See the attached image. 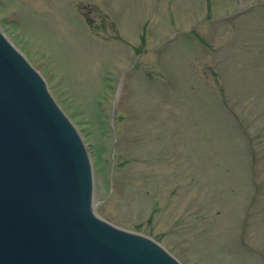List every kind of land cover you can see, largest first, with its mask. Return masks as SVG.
<instances>
[{"label":"rangeland","instance_id":"rangeland-1","mask_svg":"<svg viewBox=\"0 0 264 264\" xmlns=\"http://www.w3.org/2000/svg\"><path fill=\"white\" fill-rule=\"evenodd\" d=\"M249 1L0 0L99 149L96 211L186 264H264V0Z\"/></svg>","mask_w":264,"mask_h":264},{"label":"water","instance_id":"water-1","mask_svg":"<svg viewBox=\"0 0 264 264\" xmlns=\"http://www.w3.org/2000/svg\"><path fill=\"white\" fill-rule=\"evenodd\" d=\"M86 147L0 34V264H181L93 208Z\"/></svg>","mask_w":264,"mask_h":264}]
</instances>
